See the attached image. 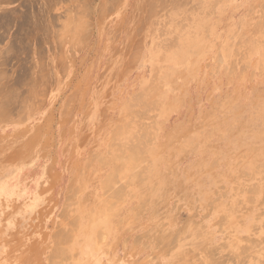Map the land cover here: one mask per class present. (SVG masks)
<instances>
[{"label": "rangeland", "instance_id": "374dc122", "mask_svg": "<svg viewBox=\"0 0 264 264\" xmlns=\"http://www.w3.org/2000/svg\"><path fill=\"white\" fill-rule=\"evenodd\" d=\"M262 30L264 0H0V264H264Z\"/></svg>", "mask_w": 264, "mask_h": 264}, {"label": "bare ground", "instance_id": "6f19581e", "mask_svg": "<svg viewBox=\"0 0 264 264\" xmlns=\"http://www.w3.org/2000/svg\"><path fill=\"white\" fill-rule=\"evenodd\" d=\"M213 6H214V5H213ZM210 12H211V11H210ZM261 25H262V24H261ZM181 28H182V27H181ZM263 31H264V30H262V32H263ZM159 34H160V33H159ZM160 35H161V34H160ZM262 55H264V54H262ZM263 57H264V56H263ZM229 71H230V70H229ZM154 79H155V78H154ZM149 102H150V101H149ZM149 104H150V103H149ZM143 106H144V105H143ZM130 108H131V107H130ZM133 111H134V110H133ZM137 113H138V112H137ZM135 116H136V115H135ZM124 124H125V123H124ZM119 126H120V125H119ZM121 129H122V128H121ZM138 129H139V128H138ZM147 129H148V128H147ZM147 129H146V130H147ZM136 130H137V129H136ZM139 130H140V129H139ZM144 130H145V129H144ZM124 131H125V130H124ZM140 131H141V130H140ZM118 132H119V131H118ZM118 132H117V133H118ZM120 132H121V131H120ZM114 133H115V132H114ZM124 133H125V132H124ZM112 135H113V134H112ZM145 137H146V136H145ZM136 138H137V137H136ZM139 139H140V138H139ZM137 140H138V139H137ZM143 142H144V141H143ZM143 142H142V143H143ZM148 142H149V141H148ZM135 143H136V142H135ZM146 143H147V142H146ZM139 144H140V142H139ZM144 144H145V143H144ZM142 145H143V144H142ZM107 146H108V145H107ZM132 146H133V145H132ZM127 147H129V146H127ZM134 147H135V146H133V148H132V147H131V148H132L135 152H134L132 149H131V150H132L133 153H135V154H133V155L135 156L138 152L136 153L137 149H136V147H135V149H134ZM110 148H111V147H110ZM112 150H113V149H112ZM129 150H130V149H129ZM128 152H129V151H127V153H128ZM132 152L130 151L131 154L129 153L128 155H129V156L132 155ZM138 154H139V153H138ZM138 154L136 155L135 158H133L134 160L140 155V154H139V155H138ZM128 155H127V156H128ZM121 156H122V155H121ZM127 156H126V158H127ZM129 156H128V158H130ZM131 158H132V157H131ZM120 160H121V158H120ZM120 160H119V161H120ZM127 160H128V159H127ZM138 160H139V159H138ZM113 162H114V161H113ZM118 163H119V162H117V164H118ZM121 163H123L122 165L124 166V164H125L124 161L121 160ZM121 163H120V164H121ZM126 163H129V162L126 161ZM120 164H119V165H120ZM88 165H89V164H88ZM119 165H118V166H119ZM128 165H129V164H128ZM135 166H136V165H135ZM138 167H139V166H138ZM140 167H141V166H140ZM100 168H101V167H100ZM114 168H115V167H114ZM141 168H142V167H141ZM86 169H87V168H86ZM120 169H121V168H120ZM114 170H116V168H115ZM138 170H139V169H138ZM118 171H119V168H118ZM118 171H115V172H118ZM121 171H122V169H121ZM129 172H130V171H129ZM241 174H242V173H241ZM113 175H116V174H113ZM130 175H131V174H130ZM132 176H133V175H132ZM251 176H252V175H251ZM106 177H107V176H106ZM110 177L112 178V175H111ZM130 177H131V176H130ZM131 178H132V177H131ZM133 178H134V177H133ZM133 178H132V179H133ZM85 179H86V178H85ZM134 179H135V178H134ZM137 179H138V178H137ZM138 180H139V179H138ZM108 181H111V180L108 179ZM123 181H124V180H123ZM134 181H135V180H134ZM117 182H118V181H117ZM120 182H121V181H120ZM81 183H82V182H81ZM103 183H104V182H103ZM105 184H107V183H105ZM112 184H113V183H112ZM112 184H111V185H112ZM114 184H115V182H114ZM132 184H133V182H132ZM103 185H104V184H103ZM121 185H123V184H121ZM126 185H127V184H126ZM128 185H129V184H128ZM106 186H107V185H106ZM129 186H130V185H129ZM114 187H116V186H114ZM124 187H125V186H124ZM108 188H109V187H108ZM101 189H102V188H101ZM254 189H255V188H254ZM256 189H257V188H256ZM108 190H109V189H108ZM113 190H114V189H113ZM109 191H110V190H109ZM109 191H108V192H109ZM251 191H252V190H251ZM255 191H256V190H255ZM111 192H112V191H111ZM247 192H249V191H247ZM77 193H78V192H77ZM250 193H251V192H250ZM111 195H113V194L111 193ZM117 196H118V195H117ZM112 197H113V196H112ZM112 197H111V198H112ZM230 208H231V207H230ZM67 215H68V214H67ZM75 216H76V215H75ZM224 217H225V216H224ZM70 218H71V217H70ZM76 218H77V217H76ZM65 219H66V218H65ZM68 219H69V218H68ZM88 219H89V218H88ZM71 221H72V220H71ZM74 222H75V221H74ZM69 223H71V222H69ZM69 225H70V224H69ZM76 225H77V224H76ZM67 226H68V225H67ZM54 229H55V228H54ZM55 230H56V229H55ZM58 230H59V229H58ZM70 230H71V229H70ZM68 231H69V230H68ZM71 231H72V230H71ZM69 232H70V231H69ZM56 234H57V233H56ZM61 234H62V233H61ZM63 234H64V233H63ZM51 238H52V237H51ZM57 238L60 239L59 237H57ZM57 238H56V239H57ZM55 241H57V240H55ZM64 241H65V240H64ZM57 242H58V241H57ZM53 245H54V243H53ZM60 245H61V244H60ZM55 246H56V245H55ZM59 248H60V247H59ZM56 249H57V248H56ZM57 250H58V249H57ZM55 251H56V250H55ZM241 264H243V263H241Z\"/></svg>", "mask_w": 264, "mask_h": 264}]
</instances>
